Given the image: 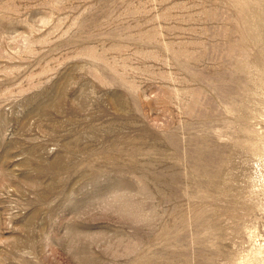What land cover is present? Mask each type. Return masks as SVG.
<instances>
[{
    "label": "rangeland",
    "instance_id": "1",
    "mask_svg": "<svg viewBox=\"0 0 264 264\" xmlns=\"http://www.w3.org/2000/svg\"><path fill=\"white\" fill-rule=\"evenodd\" d=\"M0 264H264V0H0Z\"/></svg>",
    "mask_w": 264,
    "mask_h": 264
}]
</instances>
